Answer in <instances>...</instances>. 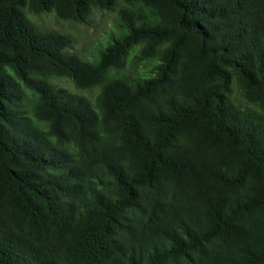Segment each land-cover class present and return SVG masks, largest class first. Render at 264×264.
Instances as JSON below:
<instances>
[{"label":"trees","instance_id":"trees-1","mask_svg":"<svg viewBox=\"0 0 264 264\" xmlns=\"http://www.w3.org/2000/svg\"><path fill=\"white\" fill-rule=\"evenodd\" d=\"M0 264H264V0H0Z\"/></svg>","mask_w":264,"mask_h":264},{"label":"rangeland","instance_id":"rangeland-1","mask_svg":"<svg viewBox=\"0 0 264 264\" xmlns=\"http://www.w3.org/2000/svg\"><path fill=\"white\" fill-rule=\"evenodd\" d=\"M28 18L38 28L43 30H53L67 34L72 37L69 51L77 54L84 60L96 59L98 52L111 39L120 34L117 26L115 11H93L83 22H71L57 18L52 12L31 13ZM130 52L128 59L133 55ZM142 67V64H140ZM60 86L70 91H77L80 94L93 98L95 88L89 90H76L66 79H55Z\"/></svg>","mask_w":264,"mask_h":264}]
</instances>
